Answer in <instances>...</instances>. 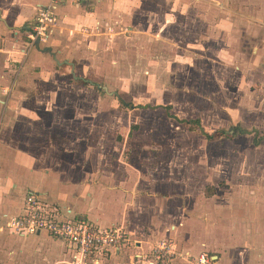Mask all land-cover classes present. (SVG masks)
Masks as SVG:
<instances>
[{"label":"rangeland","instance_id":"1","mask_svg":"<svg viewBox=\"0 0 264 264\" xmlns=\"http://www.w3.org/2000/svg\"><path fill=\"white\" fill-rule=\"evenodd\" d=\"M0 4L11 21L16 7L10 0ZM141 6L135 16L127 13L126 24H116L111 36L89 38L76 32L87 38L76 35L66 41L60 34L57 48L65 49L57 52L53 46L47 53L58 54L56 59L62 62L54 59L53 65L65 67L62 60L69 61L67 69L53 68L49 77L35 72L20 77L15 70L19 62L11 70L5 68L7 79L22 84L11 91L16 103L1 106L0 114H11L8 124L16 131L25 122L15 115H44L41 127L58 129L61 150L69 142L91 148V166L105 171L109 183L119 185L128 177L126 186L138 204L148 193L170 196L169 209L186 213L180 218L182 227L187 226L183 237L194 234L198 226V236L202 235L210 223L262 232L264 0H143ZM62 7L72 24L80 22L81 8L69 3ZM83 75L100 87L74 77ZM9 94L7 89L5 95ZM73 110L85 113L86 120L71 121ZM49 114L64 121H51L55 117ZM194 118L205 131L215 133L212 138L188 129L183 120ZM29 124L39 127L35 121ZM234 125L247 133H221ZM173 217L169 221L179 220ZM138 223L145 225L146 219L139 217ZM125 224L110 226H121L132 240L142 235L133 234ZM161 239H154V244ZM169 239L181 246V240ZM52 245L5 254L0 244V264H83L72 262L58 244ZM205 248L221 252L209 243ZM122 252L102 254L99 262L85 264H143L141 260L150 259L135 257L129 263L131 250Z\"/></svg>","mask_w":264,"mask_h":264},{"label":"crops","instance_id":"2","mask_svg":"<svg viewBox=\"0 0 264 264\" xmlns=\"http://www.w3.org/2000/svg\"><path fill=\"white\" fill-rule=\"evenodd\" d=\"M142 2L143 0H98L88 4L65 2L81 8L80 22L73 24L68 20V12L62 7L65 3L55 5V22L50 27L47 38L42 42H35L29 47L18 38L32 24L39 0H10V5L16 7L11 21L7 16V8L0 4V108L16 103L12 97L14 94L10 95L14 93L15 85L19 87L18 85L22 84V81L13 82L14 80L7 79L6 74L9 73V70L7 71L5 68L12 69V66L19 62L18 67L15 65L17 67L15 70L18 69L20 77L27 72H35L34 74L39 73V75H48L49 77L55 71L53 68L67 69L71 66L69 61L62 60L65 62V67L53 65L54 59L59 64L62 62L56 59L58 54H53L55 57H52L47 53L53 46H56V50L58 49L59 40H61L59 39L60 34L67 37L66 41L70 37L79 35L76 32L87 34L89 38L106 33L111 36L116 24L119 22L126 24L127 13L135 16L134 12L136 14L137 11H140ZM91 8L92 10H90ZM145 15L143 14V17ZM151 17V15L147 17L149 29L152 26ZM133 20L130 17L131 23ZM84 27L85 31L82 30ZM83 34L78 37L87 38ZM63 49L65 48L58 49L57 52H62ZM36 67L41 70L38 71L35 69ZM32 69L34 71H31ZM74 77H80L82 82L95 88L100 87L96 82L84 78V75ZM28 83L36 84L33 80ZM7 89L10 91L9 96L5 95ZM11 91L13 92L11 93ZM49 115L55 117L51 121L63 120V117L57 116V114ZM10 116V113L0 114V127H2L0 129V227L10 217L22 212L23 199L27 193H35L51 203L58 204L66 211L64 212L66 216H85L100 226L126 223V227L133 234L142 231L143 236L134 237L136 246L133 247L136 248H125V251L131 250L132 255L146 252L142 256L150 258L147 260H153L149 254L150 250L154 239L161 237L172 238L178 242L181 240L182 242H179L181 246L178 247L191 254L206 250L216 258L217 264H264V241H261L264 230L254 232L250 227L236 229V225L223 226L220 223H210V229L207 232H200L202 235L198 236V226L197 230H194L197 235L190 232L183 237L187 226L182 227L184 224L180 218L184 219L186 213L182 210L178 211L182 214H175L169 209L170 196H158L156 192L148 193L141 195V202L138 204L131 196V189L126 186L128 177L121 178L122 183L119 185L112 181L109 183V175L105 171L100 173L96 165L91 166L89 161L91 148L89 149L84 144L76 146L75 143L69 142L61 150L58 129L41 127L44 126L40 123L45 119L44 115L36 114L34 118L33 115L27 113L15 115L17 120L25 122L24 128H19L17 131L8 124L9 121H12ZM71 117V121H78L79 124L86 120L85 113H76L74 110ZM31 121L37 122L39 127L32 129L29 124ZM127 173L130 172L127 170ZM140 181L137 179V182ZM178 199H180V195H178ZM156 203L159 204L157 208L155 207ZM124 206L128 209H124ZM160 215L161 219H159ZM176 215L178 218H175ZM139 217L146 219L145 225L141 226L138 223ZM169 217H173L174 221L175 219L179 220L169 221ZM143 230L148 231L145 233ZM53 242L58 244L65 253L64 255L67 256L66 258L70 259L64 243L45 232L25 235L11 232L5 228L0 231V244L3 246L1 249L5 254L6 252L13 253L15 249L23 252L28 247L47 250L53 247ZM206 243L211 245V249L213 246L221 248V252H211L205 248ZM122 251L116 256L122 254ZM131 254L129 263L134 260ZM147 260L141 261L144 263ZM175 263L176 259H172L170 262V264Z\"/></svg>","mask_w":264,"mask_h":264},{"label":"built area","instance_id":"3","mask_svg":"<svg viewBox=\"0 0 264 264\" xmlns=\"http://www.w3.org/2000/svg\"><path fill=\"white\" fill-rule=\"evenodd\" d=\"M98 0H39L32 24L18 38L28 47L35 42L44 41L50 27L55 22V5L69 3H90ZM86 30V28H82ZM66 212L56 203L27 193L23 199L22 212L10 217L0 227L11 232L31 235L40 231L60 239L70 260L74 263L97 262L102 254H118L125 248L133 247L135 240L130 239L121 226H100L85 216H66ZM153 260L145 264H163L176 259L175 264H217L216 258L206 250L195 254L181 250L173 240L162 238L150 250ZM140 252L133 254L142 258ZM143 263V264H144ZM170 264V263H169Z\"/></svg>","mask_w":264,"mask_h":264},{"label":"trees","instance_id":"4","mask_svg":"<svg viewBox=\"0 0 264 264\" xmlns=\"http://www.w3.org/2000/svg\"><path fill=\"white\" fill-rule=\"evenodd\" d=\"M186 124H188V129L189 130H196L198 129L200 131V133L206 137V138H212L213 135L215 133H209L207 131H205L201 124H200V119L199 118H194V119H188V120H183ZM221 133L225 134V135H231V136H235L237 133H247L246 129H243L239 126H230L229 129H221L220 130Z\"/></svg>","mask_w":264,"mask_h":264}]
</instances>
